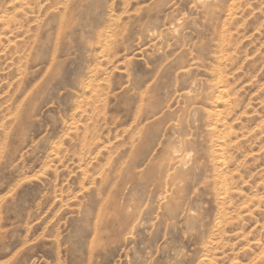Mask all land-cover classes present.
Segmentation results:
<instances>
[{"label": "rangeland", "instance_id": "obj_1", "mask_svg": "<svg viewBox=\"0 0 264 264\" xmlns=\"http://www.w3.org/2000/svg\"><path fill=\"white\" fill-rule=\"evenodd\" d=\"M0 264H264V0H0Z\"/></svg>", "mask_w": 264, "mask_h": 264}, {"label": "bare ground", "instance_id": "obj_2", "mask_svg": "<svg viewBox=\"0 0 264 264\" xmlns=\"http://www.w3.org/2000/svg\"><path fill=\"white\" fill-rule=\"evenodd\" d=\"M198 3H204L205 2V0H196ZM198 7V6H197ZM188 94V93H187Z\"/></svg>", "mask_w": 264, "mask_h": 264}]
</instances>
